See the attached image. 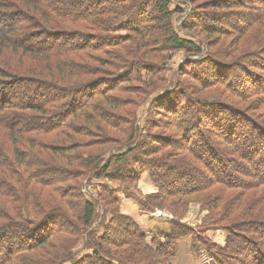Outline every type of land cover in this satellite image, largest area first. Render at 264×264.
I'll return each instance as SVG.
<instances>
[{"label":"trees","instance_id":"16d2710c","mask_svg":"<svg viewBox=\"0 0 264 264\" xmlns=\"http://www.w3.org/2000/svg\"><path fill=\"white\" fill-rule=\"evenodd\" d=\"M220 1L203 3L216 11ZM169 5V0H0V264H174L179 242L189 235L194 243L197 240L175 221L168 232L148 242L134 220L116 206L110 213L105 210L104 217L111 214L107 223L104 217L98 222L101 233L93 227L96 206H111L113 201L107 189L89 199L84 190L89 181L105 177L135 184L144 173L159 193L145 199L132 195L140 199L141 213L165 207L178 214L190 202H199L215 224L225 222L209 228L228 233L223 248L202 238L210 264L234 260L241 249L253 252L249 264H264V254L251 242L252 235L241 239L235 235L246 233L249 227L259 234V245L264 248V65H253L259 72L247 74L255 90L244 91L243 96L238 92L240 107L231 109L227 107L231 104L219 101L191 102L193 90L188 81L176 88L179 91L171 89L152 99L145 133L138 126L137 109L125 107V99L136 105L134 98L121 96L129 92L131 82L146 91L140 73H149L146 57L158 44L149 39V25H161L166 51L197 57L202 53L200 37L193 44L173 30L174 14L184 12L171 10ZM198 17L197 24L188 23L189 30L199 28L206 38L214 35L216 26L205 24L212 17ZM259 51L262 57L264 49ZM211 66L208 62L207 67ZM100 75L111 79L102 81ZM183 98L186 102L179 105ZM251 98L259 101L252 103ZM159 101L157 115L175 120L179 129L183 126L178 140L193 139L194 145L205 149L207 158H197L205 160L203 166L211 174L195 169L200 166L193 162L192 152L186 154L189 163L179 161L186 175L166 176L168 163L177 154L174 148H179L173 143L176 126L170 122L160 127L152 119L151 111ZM226 113L235 116L229 128L221 116ZM203 114L207 122L197 128L193 119L199 124ZM186 116H192L190 121ZM249 120L258 138L241 133L240 124ZM151 128H161L163 136L173 139L152 135ZM154 144H161V155H156ZM217 145L226 147L221 155ZM165 146L173 151L164 152ZM97 147L113 153L106 157ZM209 161L215 167L207 166ZM183 176L187 180L181 181ZM164 187L175 191L162 196ZM189 198L194 201L188 202ZM167 199L184 202L177 212L171 209L175 202L164 205ZM255 216L261 218L251 221ZM240 222L246 224L239 226ZM194 246H190L193 254Z\"/></svg>","mask_w":264,"mask_h":264},{"label":"rangeland","instance_id":"374dc122","mask_svg":"<svg viewBox=\"0 0 264 264\" xmlns=\"http://www.w3.org/2000/svg\"><path fill=\"white\" fill-rule=\"evenodd\" d=\"M204 1L208 2L211 0H197V1L169 0L170 2L169 8L171 10L178 8L179 10H182L184 12V13L178 12L174 14L171 21L173 30L182 39H185L186 41H189L193 44H196L198 37L202 39L203 44L199 43L200 48L202 50V53L201 55H199V57H197L196 55L187 54L184 51H175V52L173 51L169 52V50L166 51L168 47L166 45H163L161 42V37L163 35L161 25L151 24L148 27V30H151L149 33L150 41H154L153 42L154 45H156L155 43L158 44L156 45L157 47L156 49L149 50L151 56L149 58L146 57V64L149 73L146 72L140 73L142 79L146 84V91H143L141 87L134 85L135 83L131 82L132 84H130L128 87L129 92L121 95L123 97L134 98L136 105L140 103L138 106L136 105L133 106L131 99H125L126 100L125 107L127 109H133V110L137 109L136 110V116L138 120L137 123L139 128L143 129L144 133L146 132L145 130L147 128L145 125V120L148 112V107L150 106L152 99L158 96L161 97V95H163L167 91H170L171 89L175 92L179 91L176 90V88L178 86L185 85L187 81L189 83H192L193 94L192 97H190L191 102H195V101L197 102L198 100H203L204 102L205 101H219L223 103L225 102L231 104V106H228L226 104L227 107H231V109H233L232 107H234L235 105L240 107V104H238L240 103L239 97H237L238 92H240L239 94L243 96L242 92L255 90V86H253L252 84L249 85V82L247 81L248 79L247 74L249 75L252 74V72L254 73L259 72L260 68H254L253 65L255 64L264 65V52H262L263 56L261 57V51H259V49L261 48L264 49V0H261L260 2L256 0H221L220 3L218 4L219 8L218 10L216 9V11H214L211 8V6L205 5V3H203ZM222 5H225L227 8L223 9ZM83 6L85 7V9L88 7L85 4H83ZM198 15L201 16L208 15L212 17L209 18V20H207V23L205 24H207L208 27L213 25L216 26L218 30L216 31V33H214V35L210 34L211 36L210 37L208 36V38H206V35L200 34L199 28H196L194 32L189 30V27L191 25H188V23L197 24L198 22L197 19L200 18L198 17ZM147 17L151 18L152 16L148 13ZM151 27L155 30L153 31ZM260 42L261 44L259 45ZM94 43L98 45L99 39H95ZM150 48L153 47L151 46ZM103 49L105 48H102V50ZM208 62H211L213 66L207 67ZM222 75H224V77H220ZM98 79L107 80V79H111V76L100 75ZM125 86L127 87L128 84H125ZM181 97L182 95L177 96L176 99L180 101ZM173 99L174 98H171V100ZM251 100L252 103L253 101H257V102L259 101L257 100V98L255 99L251 98ZM182 101L183 102H179V105L184 104L186 102V99L183 98ZM246 102L249 103L248 101ZM192 105L193 107L196 106V104H192ZM156 106L161 108V101H159L158 104H154V109L151 111L152 119L155 123L160 125V127H162V125L166 126L167 123L171 122L169 120L170 118H168L167 120L165 119L164 116H161V114L157 115L158 112L155 109ZM251 106L253 107V104ZM192 109L193 108H190V113ZM221 116L224 117V122H226V128H229L231 121H233L234 115L229 116V114L226 113L225 116L224 115ZM191 117L192 116L190 117L186 116V121L187 122L190 121ZM199 117H200L199 119L201 120L199 121V124H197L196 120L193 119V123L194 125L197 126V128L202 127L204 125L202 124L204 123V121L207 122V118H202V117H206L205 114ZM248 122L246 121V123L240 124L239 129H242L241 133L242 134L244 133L243 134L244 136L247 137L249 136V138L252 136L258 138L259 136L257 132L253 130L250 120ZM171 126H176L173 128L177 130L176 134L173 135V137H175L174 139L163 136L164 134H162L161 128H157V129L154 128V130L153 128H151L150 130L153 133L152 135L159 136L161 138L165 137L166 141L173 139L174 140L173 143L174 144L176 143V145L178 144L177 147L179 149L174 148L175 151L177 152L176 157L174 159V161L176 162L172 161L168 163L169 167H167V170L168 169L170 170L168 171V175L166 176H168L169 179H172V174H174L173 178H176V174L181 175L182 173L183 175L184 174L186 175L187 173H185V171L182 170L184 166H182V164L180 165L182 161L181 159H183L184 161L186 160V162L188 161L187 163H189V160L186 159L187 157L186 154L188 153L192 154V152L195 154V156L193 155V159H194L193 162L195 163L196 160L197 166H200L199 168L196 167L195 169H197V171L201 170V174L203 175L211 174L210 169L204 168L203 166L205 160L197 158L199 157V155H201V157L207 158L205 149H203L202 147L199 148L196 145H194L192 142L193 139L189 142H181L182 140L180 138L179 139L181 141L178 140L176 135L177 133L179 135L181 133L182 136V133H184L183 126L180 127L181 130L177 128V124L175 120H172ZM189 134L191 133L189 132ZM210 137H211L210 134L207 135L205 137V141L208 140ZM97 141L98 142L96 143L99 144L106 142V140H97ZM113 142L114 141H111L110 143ZM180 144H182L183 147L182 149H180L181 148ZM111 146L112 148L115 147L114 143ZM153 146L154 149L158 151L156 152V155H161L163 153V152L161 153L160 151L161 144H154ZM99 147H97L96 150L98 151L104 150L103 154L106 157H109L113 153V151H109ZM217 147L218 148L216 149V151L218 150L219 155H221L220 152H224V150L226 149V147L220 148V145H217ZM172 148L173 147L165 146L163 147V150L164 152L173 151L171 150ZM119 151H116V153H118ZM183 151L185 152V154L181 155L182 153H184ZM85 152L86 150L81 151V153H85ZM82 158L86 159V157H82ZM222 158L225 159V154L224 157ZM207 166L215 167V165L210 161L208 162ZM193 168H194V164H193ZM163 171H166V169ZM184 177L186 176H183L180 180L181 181L187 180L186 179L187 177L186 178ZM200 178L203 179L202 177ZM164 184L165 183H161V186H163ZM85 187L86 189L84 190L89 199L97 198L98 194L100 195V192H102L103 189H107L108 195L112 196L113 204L111 206L105 207V203L96 206L98 215L96 218L97 221H95L93 227H95V230H98L99 233L102 232V227H98V224L101 222L100 219L104 217V215L106 214L105 210L109 211L110 213V210H114L116 206H118V210L121 214L127 215L129 211H136L140 215L146 216L147 220H150L154 225L156 226L162 225L161 228L166 227L167 228L166 232H168L171 229L172 221H175L183 225L184 227H187V229H189L190 231L191 236L194 235V237L197 238V240L194 243L190 235L188 236L187 240H189L190 243L188 244L189 251H190V245L191 246L196 245L194 246L196 247L194 252L195 254L193 255L191 254L192 262H188V264H208L209 261L211 262L209 257L205 256V254L207 253L205 251V248L203 247V241H201L203 240L202 238H206L207 240H210L211 242L215 243L216 245L222 248L224 247L228 239V233L226 230L220 228H209V226L218 227L219 225H224L225 222H221L222 224L219 223L215 224L214 220L212 219L211 213L207 215L206 210H204L201 207L199 202L196 203L190 202L181 212L182 214L181 213L174 214L172 211L166 209L165 207L164 208L155 207L151 213L149 212L141 213L139 211V204H138V201H140V199L135 200L133 199L134 197L132 195H135L137 198L139 197L145 199L147 197L154 196L159 193V190L156 188L151 178L148 176V173L142 174L135 184L122 183L119 181H111L105 177H102L101 179L98 180L96 179L90 180ZM161 189H162L161 191L162 196H165L166 192L168 191L171 192L175 191V188H173L172 190V187H164ZM163 192L165 193V195L162 194ZM187 200L188 202L194 201V200H190V198ZM170 202H175L171 206V209L176 210L178 212L181 205L180 203H183L184 200L167 199L164 202V205L168 206ZM104 218H105V222L107 223L108 220L111 219V214H108ZM256 218L260 219L261 217L255 216L253 217V219L250 220L254 221ZM229 223L230 222H228L227 224ZM240 224L243 225L246 223L240 222L238 225L240 226ZM244 230L246 231V233L243 234L242 232L241 234L238 231H236L239 234H235V235H237L239 239H241L242 235L243 237H247L248 234L252 235L251 238H253V241L251 242L253 243V245L254 243H256L255 245L257 251L259 252L260 255H263L264 248L259 245L261 243L259 239V234L258 233L255 234L254 230L249 229V227H247ZM142 231L146 234V240L148 242L150 241L149 239L153 237H157L159 234L162 233L161 230L158 231L142 230ZM217 237H222V238L220 239ZM183 241L184 240H182L181 242ZM181 242H179L178 244L177 253H176V257L177 258L179 257L180 260L189 257V255L187 254L188 252L187 248H182L179 254ZM235 242L238 243L239 240ZM246 250L247 249H241L240 254L236 255L235 256L236 258L234 260L223 259V262L225 264H249V262L251 261L250 259H252L251 257L253 256V252L252 251L250 252V250L249 252H247ZM83 254L84 253H82L81 255ZM176 257L173 260L174 264H178ZM222 257L226 258L225 255H220L221 259Z\"/></svg>","mask_w":264,"mask_h":264},{"label":"crops","instance_id":"0c3cea01","mask_svg":"<svg viewBox=\"0 0 264 264\" xmlns=\"http://www.w3.org/2000/svg\"><path fill=\"white\" fill-rule=\"evenodd\" d=\"M127 215L135 221V223L140 227L141 230H146V231L161 230V232H166V230H167L166 227L161 228L162 225H158V226L154 225L150 220H147L146 216H142L136 211H129ZM217 238L221 239L222 237H217ZM187 239H185L183 242H181L179 254H180L182 248H187V250H188L187 254L189 255V257H186L185 259H181V260L179 259V257L178 258L176 257L178 264H188V262H192L193 253H192L191 249L189 251L188 244H190V243H189V240H187ZM205 256L207 257L206 254H205ZM210 263L211 262L209 261L208 264H210Z\"/></svg>","mask_w":264,"mask_h":264}]
</instances>
